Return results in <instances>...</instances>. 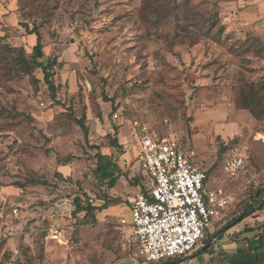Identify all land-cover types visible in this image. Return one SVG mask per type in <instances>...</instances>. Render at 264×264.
<instances>
[{
  "label": "rangeland",
  "instance_id": "rangeland-1",
  "mask_svg": "<svg viewBox=\"0 0 264 264\" xmlns=\"http://www.w3.org/2000/svg\"><path fill=\"white\" fill-rule=\"evenodd\" d=\"M251 11L249 0H0V42L29 57L35 35L21 23L39 25L43 53L57 57L54 98L0 58L2 264H111L137 255L130 227L118 222L144 181L132 119L193 148L206 187L233 195L190 254L229 220L264 214V196L250 208L243 199L250 182L264 186V120L234 107L240 77L264 78V47L253 54L242 45L253 38L264 45V20ZM241 12L242 23L233 19ZM34 76L42 80L40 70ZM82 116L86 137L74 120ZM96 152L115 162L112 188L94 173ZM234 155L244 167L230 177L222 165ZM105 193L121 202L71 213L73 198L100 206ZM51 224L62 228L60 240L50 238Z\"/></svg>",
  "mask_w": 264,
  "mask_h": 264
},
{
  "label": "built area",
  "instance_id": "built-area-1",
  "mask_svg": "<svg viewBox=\"0 0 264 264\" xmlns=\"http://www.w3.org/2000/svg\"><path fill=\"white\" fill-rule=\"evenodd\" d=\"M130 125L136 136L134 159L145 180L143 190L128 200V216L118 222L130 227L137 255L145 261L183 258L205 239L213 219L233 195L222 187H206L207 174L193 163V148L182 147L174 138L156 136L143 121L132 119ZM243 165L244 158L234 155L226 157L222 167L235 177ZM10 214L18 216V208L11 207ZM49 233L51 239L60 240L62 228L51 224Z\"/></svg>",
  "mask_w": 264,
  "mask_h": 264
},
{
  "label": "trees",
  "instance_id": "trees-1",
  "mask_svg": "<svg viewBox=\"0 0 264 264\" xmlns=\"http://www.w3.org/2000/svg\"><path fill=\"white\" fill-rule=\"evenodd\" d=\"M211 26H216L218 21V13L215 11L213 13V17L207 20ZM21 26L27 31L29 34L35 35V42L32 45L30 56L28 57L25 54V51L22 47H12L6 43L0 42V58L3 61L10 60L15 65V70L25 73L31 76L32 81L40 86H46L49 94L52 98L55 97L56 93V86L54 84L53 75H54V67L57 63V57L54 54L45 55L43 53V43L41 38V33L39 31V25H33L31 28L29 27L28 23L22 22ZM220 33H223V25L220 24L218 27ZM243 50L245 52H253V54H258L260 50L264 47V45H259L256 43V38H253L251 41L246 42L243 41ZM36 70H40L42 74V80L36 78L34 76V72ZM234 107L241 110H246L249 114L252 115L254 120L257 123H260L264 120V78H260L258 80H251L245 77L239 78V84L235 89L234 95ZM83 116L79 119H74L77 124L81 127L83 131V135L87 136V127L83 122ZM264 132V126L261 129ZM110 144L112 146H119L117 144L116 139H111ZM96 167L94 169L95 175L105 181V185L108 188H112L118 176H115L112 172V168L115 166V162L108 159L107 155L100 154L96 152ZM135 161V160H134ZM68 162L67 158L60 157L58 159L59 164H66ZM244 167V165H243ZM242 167V169H243ZM140 169V168H139ZM241 169V170H242ZM141 171V170H140ZM207 174V173H206ZM142 178L145 180V176L142 174ZM135 180V179H134ZM144 182V181H143ZM36 181H33L32 178H29V184L35 185ZM37 183H43L39 181ZM249 183V182H248ZM141 191L144 188L143 183L141 184ZM264 196V186L263 185H256L254 186L251 182L247 186L244 192L243 199L245 201L250 202L249 208L252 207L251 205L259 201ZM103 203L100 206L92 205L90 202L86 204H82L80 202L79 197H75L72 200L73 210L71 211L72 214H76L79 212H84L85 215L91 214L92 210L96 209H103L106 208L110 204H119L121 199L119 197H113L108 193L103 194ZM264 203V201H263ZM250 213L244 212L241 219L248 216ZM235 218L229 220L224 226L214 232V237L220 236L223 232L228 230L232 227V223L234 222ZM257 227L261 229L260 233H256L259 240L264 237V221L260 222ZM249 230V228L247 229ZM211 237V236H210ZM209 237V238H210ZM205 240V239H204ZM209 240V239H208ZM120 258V257H119ZM118 259V258H117ZM0 264H2L0 262ZM251 264H254L251 263Z\"/></svg>",
  "mask_w": 264,
  "mask_h": 264
},
{
  "label": "crops",
  "instance_id": "crops-1",
  "mask_svg": "<svg viewBox=\"0 0 264 264\" xmlns=\"http://www.w3.org/2000/svg\"><path fill=\"white\" fill-rule=\"evenodd\" d=\"M239 1L241 2L242 0ZM249 3L252 7V11L250 12L252 18H261L264 20V0H249ZM244 14L245 13L243 12L234 14L233 19H238L239 22H241L242 19L243 22V19L245 18ZM238 20H235V24H237V26L239 27L240 23H238ZM221 214L222 212L220 213V215ZM262 221H264V214H261V212L259 213V211H257L256 213H252L251 215L246 216L239 223L233 225L228 230L223 232L220 236L215 238L212 234L211 238L208 240L210 244L205 247V245L208 243L207 242L197 252L189 254L183 258H171L157 263H149L251 264L254 262V264H264V237L259 240L258 236L256 235V233L261 232V229L257 227V225ZM248 228L249 230H247ZM211 232L212 231H209V233ZM134 255L135 256L128 255L120 257L111 262V264H141L136 260L134 261L133 259L137 258L139 261H143L144 259L136 254Z\"/></svg>",
  "mask_w": 264,
  "mask_h": 264
},
{
  "label": "water",
  "instance_id": "water-1",
  "mask_svg": "<svg viewBox=\"0 0 264 264\" xmlns=\"http://www.w3.org/2000/svg\"><path fill=\"white\" fill-rule=\"evenodd\" d=\"M209 244H210V242H208V243L205 245V247H207Z\"/></svg>",
  "mask_w": 264,
  "mask_h": 264
}]
</instances>
